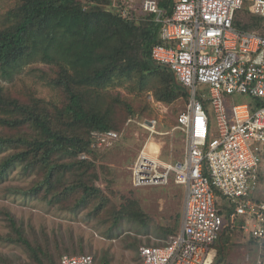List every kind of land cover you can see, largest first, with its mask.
I'll return each mask as SVG.
<instances>
[{
  "label": "trees",
  "instance_id": "16d2710c",
  "mask_svg": "<svg viewBox=\"0 0 264 264\" xmlns=\"http://www.w3.org/2000/svg\"><path fill=\"white\" fill-rule=\"evenodd\" d=\"M14 1L0 20L2 76L13 82L25 66L47 64L51 73L44 72L42 78L61 91L64 99L58 104L39 97L23 102L0 84V151H13L0 161V183L11 169L21 166L23 174L35 173L39 179L29 187L8 188L9 193L50 198L51 203L72 212L91 206L99 214L109 200L95 185L100 177L90 158L96 152L92 133L121 131L130 118L152 115L150 104L140 100L148 94L168 106H186L189 101L188 91L173 72L152 58L155 46L167 45L161 38L163 24L155 14L144 13L142 4L130 8L121 0ZM157 2L162 20L171 18L174 0ZM234 26L264 36L262 17L253 16L248 24L237 14ZM122 87L137 95L124 98L118 90ZM83 155L88 158L82 159ZM2 212L11 232L0 236V242L20 246L31 264H59L58 247L52 251L48 240L41 243L30 237L9 211ZM116 214L139 221L146 217L135 201ZM166 232V236L179 233L178 228ZM139 247L137 241L131 245L134 250ZM219 248L218 264H225V247ZM0 263L12 261L0 255Z\"/></svg>",
  "mask_w": 264,
  "mask_h": 264
},
{
  "label": "built area",
  "instance_id": "2783aa9c",
  "mask_svg": "<svg viewBox=\"0 0 264 264\" xmlns=\"http://www.w3.org/2000/svg\"><path fill=\"white\" fill-rule=\"evenodd\" d=\"M246 8L264 18V0H174L166 20L157 0L142 2L143 12L163 24L167 44L155 46L152 58L173 72L189 101L173 128L183 136L181 159L162 158L157 138L169 133L157 120L127 122L146 137L131 168L133 187L175 184L185 190L178 235L165 245L141 247V264H218L225 226L230 239L246 236L255 249L244 264H264V36L234 26ZM235 96L247 101L235 104L230 99ZM121 137L114 130L93 132L92 148L110 149ZM59 264L98 263L82 254L65 255Z\"/></svg>",
  "mask_w": 264,
  "mask_h": 264
},
{
  "label": "rangeland",
  "instance_id": "374dc122",
  "mask_svg": "<svg viewBox=\"0 0 264 264\" xmlns=\"http://www.w3.org/2000/svg\"><path fill=\"white\" fill-rule=\"evenodd\" d=\"M142 2L143 0H121L122 4H128L130 8L133 6L136 9L141 7ZM14 5V0H0V20ZM246 9L239 11L238 16L242 22L249 24L255 13ZM254 32L258 33V31ZM44 72L50 74L51 66L38 62L25 66L13 82H8L0 71V84L5 87L6 92L23 102L32 97H39L46 102L58 104L64 99L63 93L53 89L47 81L43 80ZM118 90L127 99H133L137 95L131 93L128 87ZM141 99H146L153 111L152 115L144 118L157 120L160 130L169 133L157 138V141L163 144L162 158L165 161L181 159L185 147L183 136L174 132L173 128L186 106L184 104L164 105L156 102L151 94ZM230 99L235 104L247 101V98L243 96ZM210 111L214 133L217 125L211 107ZM134 118L142 120L139 117ZM1 128L0 126V131ZM117 132L122 134L118 143L110 149L95 150V154L90 156L97 165L100 177L95 185L109 200L102 212L93 213L94 207L91 206L72 212L69 207L63 209L51 203L50 198H25L9 193L8 188L29 187L39 179L35 173L28 176L23 174L22 167L17 166L11 169L8 176L0 183V236L5 237L11 232L6 216L2 212L7 210L17 222L23 225L30 237L41 243L48 240L51 250L58 247L62 257L77 256L78 254L75 253L83 251L84 254L93 256L97 263L104 260L110 264H141V247L161 246L167 243L173 236H166V231L181 229L185 190L175 184L135 189L131 181V168L144 146L146 137L140 128L133 124L127 126L126 123L122 130ZM155 148L157 149V145L152 144L151 149ZM11 153H13L12 150L0 151V161ZM66 177H69V174ZM132 201L138 203L146 216L141 221L118 217L116 214L121 207ZM73 203V200L69 201L71 206ZM135 241L140 243L138 250L131 249ZM221 245L225 247V264H244L247 253H250L252 258L255 257L256 251L251 247L246 236L236 235L230 239L226 235ZM0 255L11 260L12 264H31L32 262L28 254L14 244L0 242ZM46 264L49 263L46 262Z\"/></svg>",
  "mask_w": 264,
  "mask_h": 264
},
{
  "label": "crops",
  "instance_id": "0c3cea01",
  "mask_svg": "<svg viewBox=\"0 0 264 264\" xmlns=\"http://www.w3.org/2000/svg\"><path fill=\"white\" fill-rule=\"evenodd\" d=\"M181 187V186H180ZM183 188V187H182ZM170 240V239H169ZM168 242V241H167ZM166 244V243H165ZM165 244H163V245H165Z\"/></svg>",
  "mask_w": 264,
  "mask_h": 264
}]
</instances>
